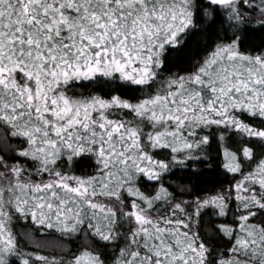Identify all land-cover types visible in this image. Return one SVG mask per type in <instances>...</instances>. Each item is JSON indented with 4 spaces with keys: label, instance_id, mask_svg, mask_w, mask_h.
Wrapping results in <instances>:
<instances>
[{
    "label": "snow or ice",
    "instance_id": "1",
    "mask_svg": "<svg viewBox=\"0 0 264 264\" xmlns=\"http://www.w3.org/2000/svg\"><path fill=\"white\" fill-rule=\"evenodd\" d=\"M0 264H264V0H0Z\"/></svg>",
    "mask_w": 264,
    "mask_h": 264
},
{
    "label": "trees",
    "instance_id": "2",
    "mask_svg": "<svg viewBox=\"0 0 264 264\" xmlns=\"http://www.w3.org/2000/svg\"><path fill=\"white\" fill-rule=\"evenodd\" d=\"M201 55H203V52L200 53ZM13 143H15V141H13ZM213 155H215V153H213ZM175 175L169 177L166 176L165 180H175L178 176L184 175L186 177V179L184 181H182L183 183H187L188 179L187 177L189 176V173L184 172L183 170H179L176 171ZM200 183H199V187L200 188H205V187H209L211 186L208 183H205L206 181H213L216 183H226V180L224 179L223 173H221L218 169V162L213 161L212 162V166L211 168L208 167V165H204L202 168V175L200 176ZM216 223H222V222H231V216L228 217L227 220H218L215 221ZM17 230L19 232H21V234L26 231V230H30V226L29 225H25L24 223L18 224L17 226ZM33 239L38 242L40 245H43L46 247V251L51 252L52 251V247L51 245L54 244L57 241V236L55 233H53L51 236H46V235H41L39 232H34L33 235ZM25 243H29V241H25Z\"/></svg>",
    "mask_w": 264,
    "mask_h": 264
}]
</instances>
